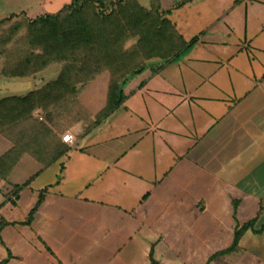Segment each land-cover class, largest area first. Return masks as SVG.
I'll list each match as a JSON object with an SVG mask.
<instances>
[{
    "label": "crops",
    "instance_id": "obj_1",
    "mask_svg": "<svg viewBox=\"0 0 264 264\" xmlns=\"http://www.w3.org/2000/svg\"><path fill=\"white\" fill-rule=\"evenodd\" d=\"M237 1L174 11L197 43L130 79L99 127L107 72L47 111L0 124V264H264V0ZM69 2L0 0V20ZM42 73L0 74L9 80L0 100L58 75Z\"/></svg>",
    "mask_w": 264,
    "mask_h": 264
},
{
    "label": "trees",
    "instance_id": "obj_2",
    "mask_svg": "<svg viewBox=\"0 0 264 264\" xmlns=\"http://www.w3.org/2000/svg\"><path fill=\"white\" fill-rule=\"evenodd\" d=\"M189 1L180 0L163 8L161 0H150L148 7L139 0H71L53 14L34 19L25 13L12 14L0 20V74L23 78L53 65L59 69L57 77L39 90L0 100V124L7 119L21 120L35 109L47 111L107 72V103L94 127L104 124L128 98L124 86L130 79L148 68L157 73L197 43V37L186 40L170 18ZM153 61H158L156 68L151 67ZM46 191H41L30 218ZM254 223L239 228L232 247L218 255L232 252L243 232ZM151 261L157 264L152 256Z\"/></svg>",
    "mask_w": 264,
    "mask_h": 264
},
{
    "label": "rangeland",
    "instance_id": "obj_3",
    "mask_svg": "<svg viewBox=\"0 0 264 264\" xmlns=\"http://www.w3.org/2000/svg\"><path fill=\"white\" fill-rule=\"evenodd\" d=\"M16 1H18V3L21 2V0H14V2H16ZM139 1H140V4L142 6L148 7L150 5V0H139ZM177 1H180V0H161L162 7L163 8H169L172 5H174L175 2H177ZM13 6H14V4H13ZM12 9L14 10L15 9V6ZM32 14L34 16L37 13H33L32 12ZM153 63H157V62H154L153 61ZM1 68H2V62L0 61V69ZM57 71H58V66L53 65L52 67H50L49 69H47L46 71H44L41 75L46 76L47 79H49V78H55L56 75H53V74H56ZM7 79H9V78H7ZM8 81L9 80H6L4 77H0V95L5 93V91H6L5 89H8L9 90V88H4V86L8 84Z\"/></svg>",
    "mask_w": 264,
    "mask_h": 264
},
{
    "label": "built area",
    "instance_id": "obj_4",
    "mask_svg": "<svg viewBox=\"0 0 264 264\" xmlns=\"http://www.w3.org/2000/svg\"><path fill=\"white\" fill-rule=\"evenodd\" d=\"M62 141L67 145H73L74 144V138L70 133H66L62 136Z\"/></svg>",
    "mask_w": 264,
    "mask_h": 264
}]
</instances>
